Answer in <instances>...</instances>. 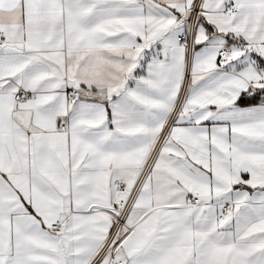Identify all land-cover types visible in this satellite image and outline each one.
Returning a JSON list of instances; mask_svg holds the SVG:
<instances>
[{
	"label": "snow or ice",
	"instance_id": "snow-or-ice-1",
	"mask_svg": "<svg viewBox=\"0 0 264 264\" xmlns=\"http://www.w3.org/2000/svg\"><path fill=\"white\" fill-rule=\"evenodd\" d=\"M0 264H264V0H0Z\"/></svg>",
	"mask_w": 264,
	"mask_h": 264
}]
</instances>
